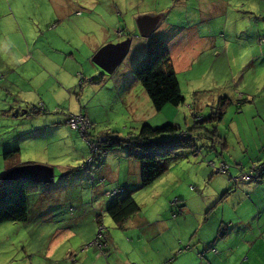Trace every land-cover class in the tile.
<instances>
[{"label":"rangeland","instance_id":"rangeland-1","mask_svg":"<svg viewBox=\"0 0 264 264\" xmlns=\"http://www.w3.org/2000/svg\"><path fill=\"white\" fill-rule=\"evenodd\" d=\"M246 1L249 7H243ZM254 1L257 0H240L243 2L238 8L241 12H230L227 30L225 16L211 17L213 21L208 27L209 34L212 32V40L201 50L192 48V54L196 55L191 72L178 73L186 102L180 106H166L157 112L142 86H135L131 78L123 77L121 73L117 78L114 77L115 72L104 74L93 59L95 51L108 45L109 40L115 44L120 43L122 38V41L130 39V50L123 65L133 70L145 54L144 38L138 30L136 19L149 8L154 12L167 10L168 6L176 9L177 4L173 0H0V184L9 163L5 159L7 151H3V146L10 140H19L21 151L10 161L19 165L56 166L58 176L55 183L61 190L56 197L62 201H55L58 202L56 206L65 209V213L72 211V205L62 207L64 201L66 197L82 200L84 195L85 202H88L87 193L83 190H86V186L90 187L87 185L90 179L88 173L93 171H81L79 168L101 150L99 145L108 140L107 133L110 139L116 140L138 133L146 122L154 128L172 124L183 132V136L189 134L196 146L192 144L181 149L178 156L171 160L170 169L162 178L135 191L134 197L141 205V214L151 216L159 213L168 218L172 215L171 203L179 202V197L185 201L188 198L192 213L176 230L184 234L189 229L193 231L198 224L199 211L195 210V199L189 192L190 188L195 193L200 192V189L207 200L204 211L208 219L199 229L202 236L209 238L212 235L221 216L225 223L232 220L237 223L241 214L248 209L232 213L231 202H228L224 204V216L223 204L218 207V202L230 178L216 171L222 163L219 154L223 147L219 137L228 142L232 155L243 156L241 148L246 146L250 151L244 157L245 160L264 159L262 144L257 142L256 129L259 119H264V0H259L262 8L256 6L252 10L250 4ZM247 11L255 13L251 15ZM173 12L164 23L177 25L172 26L171 30L182 31L176 29L181 23L180 12ZM184 18L192 19L191 15ZM243 20L249 24L248 27L242 24ZM109 30L110 34L107 33ZM214 43L219 48L218 54L216 48H212ZM82 66L87 73L80 71L78 74L82 75H78L76 69ZM92 70L98 72L91 73ZM93 77L103 78L107 89L99 93V89L105 85L93 86ZM123 78L127 87H122ZM223 97H228V100H221ZM220 100L222 104L225 102L223 116L217 114ZM190 106H195L199 115L193 113ZM131 109L137 110V116L133 119L129 113ZM54 116L62 121L67 119L65 126L48 127L41 135H30V126H34L33 132L41 120L49 122ZM70 116L85 126L73 129L69 123ZM94 117L99 121L93 120ZM137 127L138 131H135ZM57 130L60 132L55 134ZM25 133L28 135L24 136ZM172 136L163 132L156 139L167 141L172 140ZM93 137L98 140L96 143H92ZM241 140L245 145L240 143ZM120 149L123 150L118 147L107 155L113 175L120 176L123 183L129 165L127 158H122L127 157V154H122ZM141 152L142 149L136 153ZM98 165L99 162L94 161L91 168L99 169ZM231 171L234 168L231 167ZM181 180L185 182L180 183ZM30 204L29 221L0 225V264H57L54 260L60 259L61 252L67 247L79 253L80 264H92L97 256L91 243L110 233L113 237L120 234L107 213H102L100 225L96 223L95 214L102 211L98 206L94 208L91 202L81 210L82 214L76 213L73 219L68 214H58V218H52L51 214L57 212L53 204H44V208H41L32 198ZM50 211L53 212L49 215ZM67 216L69 218L62 223ZM64 226L74 233L83 229L89 234L94 231V236L85 241L88 249H92L90 254L84 251L85 245H81L80 235H70L54 249V255L46 259V253L55 247L58 228ZM237 228V224L230 228L234 231L231 241L234 247H240L238 234L246 239L250 230L246 227ZM213 237L211 248L221 250L216 243L217 234ZM232 246H229L231 250ZM231 250L224 257V264L235 260L232 255L237 251L231 253ZM239 252L243 259L248 254L252 259L248 249Z\"/></svg>","mask_w":264,"mask_h":264},{"label":"crops","instance_id":"crops-1","mask_svg":"<svg viewBox=\"0 0 264 264\" xmlns=\"http://www.w3.org/2000/svg\"><path fill=\"white\" fill-rule=\"evenodd\" d=\"M173 1L175 4H177L176 9L175 7H172V9H170V6H168L167 10L161 9V10H156V12H154L151 8H149L147 11L142 12L141 14H145V13L159 14V13L168 12L166 16L167 18L171 15L173 10L175 13L176 11L179 10L181 15L180 26L184 28L179 26L176 29H180L182 31L176 32L175 30H171L172 26L177 27V25L170 24L167 22L164 23V21L166 20L165 18L152 35H157L167 43L177 73H179V71H184L186 73H189L193 70L194 55H196V53L192 54V48L201 50V48H203L207 44V42H209V40H212L213 38L212 32L211 34H209L210 28L208 27V24H210L213 21L211 17L213 18V15L225 16V20H226L225 28L227 30L229 27L227 21H229L230 12L234 10L233 12L240 13L241 11H239L238 9L240 8L239 4H242L243 2H240V0H211L212 2L210 0H176V1L173 0ZM243 5H244L243 7H249L247 1ZM256 6L258 8H262V3L259 0H257L250 4V8L252 10H254ZM190 9H192V11ZM247 13L254 15L255 12L252 13L247 11ZM189 15H191L192 17L191 20L184 18ZM187 21H189L188 26H187ZM242 24L245 25L246 27L249 26V24L246 23V20H243ZM107 33L110 34L111 31L109 30L107 31ZM122 40H120V42H122ZM142 40L145 46V53H146L148 38H144ZM56 43H61V42H56ZM108 43L112 44L110 40L109 42H107V44ZM216 45L217 43H214L212 45V48H216L215 52L217 51L216 53L218 54L219 48L217 49ZM97 50L95 51V54L98 53L99 50L98 51ZM75 61L77 60L75 59ZM123 61L115 69L114 72L116 76L114 75V77L115 78L119 77V74L121 73L123 77L127 76L131 78V82L135 86H142L141 84L138 85L139 82L135 79L132 72L133 70H130L128 67L123 65ZM123 67H126V69H123ZM80 71H83L85 73L86 72L85 67L82 66L76 69L77 74L80 73ZM95 72H98V70L91 71V73H95ZM125 73L128 74L125 75ZM48 75H53V74H48ZM78 75H82V74H78ZM93 79L96 78L93 77L92 81ZM102 85L105 86L104 88L99 89V93L106 90L107 85L103 84V82H95V80L93 82V86H102ZM122 87H127L125 78H123ZM192 108L195 109V106H192ZM129 113L132 115L131 119L137 116L136 109H131ZM93 120H98V119L94 117ZM65 123H67V119H63L62 121L61 118L54 116V118L49 122H47L46 120H41V123L39 124L38 128H36V130L33 132H31V130L34 129V126L33 125L30 126L28 132L30 133V135H41L48 127H52V128H54V126L64 127ZM256 129L258 133L257 142L261 143L263 148L264 119H259V126H257ZM59 132L60 131L57 130L55 134ZM26 135L28 134L25 133L24 136ZM38 141L42 142L40 141V139ZM240 143H243L245 145L243 140H241ZM221 144L223 147L222 152L219 154L222 157L221 166L223 163L226 162L229 164L230 168L231 166L232 168H234V171H231L230 169L231 175H228V177L230 178L228 179L229 185L225 190V193L221 195L222 197H220L219 199L218 207L221 204H223L222 212L224 213V216H225L224 204H227L228 202H231L230 209H233L234 211L232 213H235V211L237 212L241 209L243 210L248 209V211L243 212L241 214V216L238 218L237 223H235L234 220L229 221V223H225L223 216H221V220L216 224L215 230L212 233V235L209 238L206 235L202 236L199 233V229L203 223L207 222L208 219L207 212L204 211V209L207 207V200L204 198V196H202L201 194L202 191L199 188L198 189L200 192L198 193L191 191V189L189 188V192L193 194L195 199L194 202L195 210L199 211L198 224L193 231L192 229H189L187 233L184 234L179 230L182 226V222L187 221L189 215L192 213L188 198L186 199V201L181 199L182 200L181 203L184 209H183V214L180 215L181 218L178 219L177 221L175 219L178 217L175 218L172 217V215L169 216L168 218L161 216L159 213H155L151 216H146V215H142L140 211L137 215H135L134 217L128 220L124 228H118L116 226V229L120 231L121 235L119 234L113 237L111 233L109 234L108 236L109 238L107 241L108 242L107 251H109V256L108 255L104 256L102 254L100 244L97 242V240L91 243V245L95 247L94 252L97 256L92 260V264H224V257L229 255V251L231 250L229 246H232L231 241L234 236V231L230 230V228L231 225H236V224L238 227L237 230H239L240 227H246L247 229L249 228L250 229L248 232L249 236H247V238L245 239L240 234H238L240 238V247L232 246L231 253H234V251L237 252L234 255H232V257L233 256L235 257V260L231 261L228 264H239V263L264 264V177L260 181H252V182L250 181L247 182L246 180L243 179L244 175H249L248 173L250 171V168H248V165L249 164L251 165L254 162H255L253 165L254 173H256V176L262 175V169L264 168V159L260 160V162L256 164V161L258 160H251V161L245 160L244 157H246V154H248L250 151L249 148H247L246 146L245 148L244 147L241 148L242 151L241 153L243 154V156L241 155L235 156L232 155L233 153L230 151L231 147L228 144V142L225 141V139H222ZM15 149H20L19 151H21V143L19 140L17 141L10 140L8 143H6L5 146H3V151L15 150ZM122 154L120 156H122ZM226 154L227 156H225ZM126 156L127 157L123 156L122 158H127V163L129 166L123 183L121 182L120 176L114 178L115 176L112 173V167L111 165L108 164V162L107 164L103 165V169H104L103 174L107 175L108 177L114 176L113 177L114 180L118 181L117 183H120L118 185L120 186L122 185V187L125 186L126 188H129L134 185H137V183H141L142 163L138 159H135L134 157H130L129 154ZM6 161L9 163L4 169V173L2 177L5 176L13 168L23 165L47 166L45 164H30V163L19 165L17 162L13 164V162H11L10 160H6ZM233 162L235 163V165H232ZM47 167L53 169L54 180L49 183H38V186L31 189L33 190L32 192L36 191L39 193H43V191L46 189L44 198H47L49 196H54V193L60 191V189L56 187V183H55L58 176L56 174V170H57L56 166L51 165ZM163 175L160 178H162ZM231 176H234L235 179L237 178V180L234 181L237 182L236 184L231 183L230 181ZM183 181L184 180H181L180 183H183ZM240 184H244V185L242 187H239ZM42 186L44 187L42 188ZM140 189L141 187L137 188L136 191ZM50 192L52 193L50 194ZM86 206L89 205L83 203L82 201L80 203L75 202V207H72V211H73L72 215L75 216L76 213L82 214L81 210H83ZM92 206L94 208L98 206L102 210V212L96 213L94 217L96 223L100 225L102 219L101 218L98 219L97 215L102 216V213H106L104 209L105 202L102 200L99 201L97 200L96 203ZM80 207H82V209H80ZM84 215H86V213ZM51 217L58 218L57 216L55 217L51 216ZM67 219L68 216L64 217L62 223H64V221ZM57 222L60 223L59 220H57ZM176 228L179 229L176 230ZM58 233L59 234L55 237V240H57L55 247L46 253V259L48 260L54 255V249L60 246L68 236L72 235L76 237L77 235H80L82 240L81 245L84 246L87 243L85 241L91 239V237H93L95 234L94 231H92L89 234L86 229L79 230L78 232L74 233V231H72L67 226L59 227ZM86 233H88L89 236H87ZM61 234L62 237L60 238ZM214 234H217L218 241H216V243L217 245H219L221 250L218 249L216 250L209 247L210 242L213 241L215 238L213 237ZM84 248H85L84 251H86L87 254H90V250L92 249H88V245L87 246L85 245ZM111 249H115V251H112ZM244 249H248V251H251L252 259L248 257L250 254H248V256L243 259L242 254H240L239 251H242ZM59 257L60 259L58 258L54 260L57 264H80V260H78L80 259L79 253L75 251L74 248L72 247L64 248V250L61 252ZM108 257H110V259ZM64 258L65 260H63ZM48 260H45L44 262ZM61 261H63V263H61Z\"/></svg>","mask_w":264,"mask_h":264},{"label":"trees","instance_id":"trees-1","mask_svg":"<svg viewBox=\"0 0 264 264\" xmlns=\"http://www.w3.org/2000/svg\"><path fill=\"white\" fill-rule=\"evenodd\" d=\"M133 75L135 79L142 85L145 89L148 97L150 98V102L152 103L154 109L157 112H161L166 106H180L186 102V97L184 96L181 85L178 79V73L175 70L174 63L171 57V53L167 43L158 37L157 35H152L147 40L146 53L144 56L138 61L136 66L133 69ZM95 82H102L103 78L93 79ZM197 94V93H196ZM226 102L228 97H223ZM218 102L217 112L218 115L223 116L224 112L223 106L225 102L222 104V101ZM191 111L193 113H197V109H193L192 106ZM215 108V106L213 107ZM45 111V110H44ZM222 112V113H221ZM194 114V115H197ZM199 115V114H198ZM224 118V117H222ZM196 125H198L197 120ZM138 127L135 129L137 130ZM163 132H167L172 134V140L162 141L157 140L156 138L163 134ZM104 135V133H102ZM183 134L182 131H178V128L172 124H166V126L162 128H154V126L150 125V123H144L138 133H131L126 138H118L114 140V138L110 139V134H106L109 138L105 140L99 145L101 150L98 153H95L92 159L89 162H85L84 166L80 167L81 171L91 169L93 174H90V177L86 190L83 192L87 193L88 202H85V196L83 195L82 200H77L66 197L64 201V206L72 205L75 207V202H83L89 205V202L94 205L96 201L102 200L105 202V211L112 220L115 222L118 228H124L125 224L129 219L137 215L141 211V205L134 197V192L137 188H145L150 186L155 181H157L163 174H165L171 165V160L173 157L178 156V152L181 149L191 147L192 144L196 146L195 141L191 140V136L186 139L181 138L180 135ZM113 135V134H111ZM99 138V137H97ZM211 139L210 137H207ZM220 143L222 138L219 137ZM98 140L94 137L92 138V143H96ZM216 142L213 143L215 145ZM212 145V148H213ZM121 147V153L129 154L130 157H134L138 159L142 163V179L141 183H137L132 187L126 188L125 186L118 185V181H115L116 177H108L104 175L103 165L107 164L110 160V157L107 155L108 152L114 150L115 148ZM145 151V154H137L139 150ZM20 149L8 150L5 152L6 160H14ZM262 152H264V147L262 148ZM180 156H185L181 154ZM94 161L99 162V169L96 167L91 168V164ZM13 164H15L14 161ZM260 162V161H258ZM256 162V164H258ZM255 163V162H254ZM253 164V163H252ZM251 164V165H252ZM110 165V164H109ZM226 169L220 170L217 169V173H222L225 176L231 175L230 166L228 163H223ZM232 165H235L233 162ZM250 165V166H251ZM87 166V167H85ZM250 168L249 175H251L254 167ZM102 167V168H101ZM232 167V166H231ZM252 169V170H251ZM264 169V168H263ZM262 169V175H257L254 173L252 177L247 181H260L264 177V172ZM242 178V177H241ZM135 179V177H134ZM114 180V181H113ZM237 178L231 176V183L236 184ZM137 182V181H136ZM117 183V184H116ZM38 186L36 182H1L0 184V225L10 222H27L31 217V198L35 200L36 204H39L41 208H44V204L54 205V208L57 212L50 211L49 215L56 216L58 214H68L72 215L71 210L68 212L65 209L56 206L59 199L56 197L60 195L58 191L54 193V196H49L44 198L45 190L43 193L32 192L34 187ZM118 186V187H117ZM66 191V190H65ZM84 194V193H82ZM41 196V197H40ZM62 203V201L59 200ZM180 202V203H179ZM179 202L171 203V211L172 217H179L183 214V205L182 200L179 198ZM102 211V210H100ZM102 216L97 215V218L100 219ZM69 218V217H68ZM74 218L72 215L71 219ZM101 222V221H100ZM108 236H104L102 239L97 240L100 244V248L102 254L104 256H109V251H107L108 245ZM211 247V245H209Z\"/></svg>","mask_w":264,"mask_h":264},{"label":"water","instance_id":"water-1","mask_svg":"<svg viewBox=\"0 0 264 264\" xmlns=\"http://www.w3.org/2000/svg\"><path fill=\"white\" fill-rule=\"evenodd\" d=\"M168 12L159 14H143L136 19V25L142 37L149 38L157 30ZM130 50V39L117 44H108L94 56V62L104 74H111L122 63ZM19 111H16L18 114ZM25 113V112H24ZM17 116V115H16ZM54 180L53 169L42 165H23L10 170L4 177L8 182L49 183Z\"/></svg>","mask_w":264,"mask_h":264},{"label":"built area","instance_id":"built-area-1","mask_svg":"<svg viewBox=\"0 0 264 264\" xmlns=\"http://www.w3.org/2000/svg\"><path fill=\"white\" fill-rule=\"evenodd\" d=\"M69 123H70V125H71V127L73 129L83 128V126H85V125H82L80 123V121H77L73 116H70L69 117ZM183 135L184 134H181L180 137L181 138H184V139H186L187 137H189V134L187 136H183ZM140 154H145V151H142ZM225 169H226L225 165H222L221 166V170L224 171ZM252 172H254V171L252 170ZM253 174L254 173H252L251 175H253ZM251 175H244L243 179L247 181V180H249L252 177Z\"/></svg>","mask_w":264,"mask_h":264}]
</instances>
